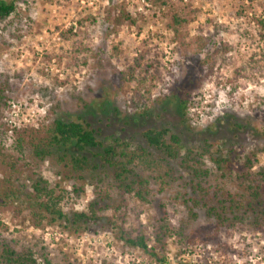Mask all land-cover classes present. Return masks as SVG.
<instances>
[{
    "label": "rangeland",
    "instance_id": "rangeland-1",
    "mask_svg": "<svg viewBox=\"0 0 264 264\" xmlns=\"http://www.w3.org/2000/svg\"><path fill=\"white\" fill-rule=\"evenodd\" d=\"M16 3L17 15L0 24V242L61 263L264 264V229H256L250 215L220 224L205 205L215 199L187 200L194 193L185 164L186 147L194 148L187 163L208 170L202 178L212 189L240 184L217 163L219 156H231L241 172L260 176L264 169V28L257 20H264V0ZM175 13L186 19L178 33ZM174 95L186 101L184 114ZM103 100L112 102L109 115L90 113L89 119L105 141L142 142L153 127L183 136L187 146L168 159L169 184L152 180L149 202L120 188L114 169L92 152L83 170L56 151L45 158L35 153L30 140L40 127L78 119ZM248 157L252 168L244 164ZM41 177L69 218L77 211L93 216L90 203L96 202L98 217L78 223L88 229L31 215ZM111 221L141 231L151 250L118 239Z\"/></svg>",
    "mask_w": 264,
    "mask_h": 264
},
{
    "label": "trees",
    "instance_id": "trees-1",
    "mask_svg": "<svg viewBox=\"0 0 264 264\" xmlns=\"http://www.w3.org/2000/svg\"><path fill=\"white\" fill-rule=\"evenodd\" d=\"M17 15L16 0H0V24L5 22L11 14ZM125 19L135 22V18L129 14L123 13ZM258 22L264 28V20L259 18ZM186 19L179 14H174L172 27L178 33L179 26L184 24ZM263 36V35H262ZM140 64V62L138 63ZM132 69H135L132 67ZM132 78H136L132 72H129ZM8 84V83H5ZM6 87V86H5ZM0 88V105L4 98ZM3 90V89H2ZM175 96L176 106L186 112L185 100ZM169 102V101H168ZM112 102L103 100L97 104L89 106L84 115H80L78 119L66 121L57 118L53 123L38 129L41 134L32 135L31 143L35 146V153L42 158L53 154L54 151L59 153L62 160H69L76 170H83L90 167V158L88 153H93L101 164L114 169V178L117 185L126 192H134L135 195L143 201L149 202L152 194L150 183L152 180H160L162 184H169L168 178L172 177V166H170L169 158L176 159L180 155V151L186 143L183 136L179 133L172 132L170 128H148L143 132V141L135 142L131 139L112 136L107 141L101 136L102 129L95 127L89 119V114L93 116L101 114L109 115ZM119 114V110H115ZM238 126H241L239 123ZM22 140V139H21ZM185 164L188 166L189 173L192 178L190 181L194 195L189 196L187 200L193 201L199 205L204 198L215 199V203L205 205L208 207L207 212L215 215L220 224L230 222L236 224L244 219L246 215L252 217L251 224L256 229H264V169L259 171L260 176L252 175L249 171L241 172L233 168V160L231 156H219L216 161L219 165L225 164L228 171L235 174L237 181L240 183L237 189L231 190L218 186V188L206 187L203 176L208 175V170L201 168L203 163L200 159H196L195 164L190 165L187 161L194 160L192 153L194 148L186 147ZM232 149L228 150V154ZM197 154V152L195 153ZM200 155L198 152L197 156ZM196 156V157H197ZM248 168H252L254 162L248 157L244 163ZM137 167H141L144 171H151L148 175L138 173ZM34 206L31 208V215L39 222L61 223L65 227L72 225L77 231L79 229H88L87 226L79 225L80 221L86 222L88 219L98 217L94 205L96 202L90 203L92 215L85 211H77L72 218H69L60 207L61 198L54 195V191L49 189L47 181L42 177L34 184ZM199 192L198 196L195 193ZM45 196V199H41ZM104 198V197H103ZM86 220V221H85ZM111 225L116 226L115 234L118 239L123 240L130 246L140 247L144 250H151L147 237L139 231L134 234L122 226H117L111 221ZM0 264H76L61 263L54 261L42 251H36L31 248L17 250L9 243L0 242Z\"/></svg>",
    "mask_w": 264,
    "mask_h": 264
}]
</instances>
